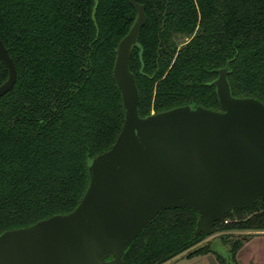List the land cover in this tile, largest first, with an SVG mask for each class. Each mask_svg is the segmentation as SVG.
I'll return each mask as SVG.
<instances>
[{"label": "trees", "instance_id": "trees-1", "mask_svg": "<svg viewBox=\"0 0 264 264\" xmlns=\"http://www.w3.org/2000/svg\"><path fill=\"white\" fill-rule=\"evenodd\" d=\"M147 21L130 68L139 112L193 104L222 109L216 69L229 64L235 96L264 102V0H137ZM137 15L129 0H0V35L17 68L0 96V233L73 210L89 183L88 158L109 149L125 118L113 68ZM2 62L0 84L8 77ZM199 213L164 209L126 249L124 264H167L215 253L194 236ZM264 231V200L216 222L234 264L244 240Z\"/></svg>", "mask_w": 264, "mask_h": 264}, {"label": "water", "instance_id": "water-1", "mask_svg": "<svg viewBox=\"0 0 264 264\" xmlns=\"http://www.w3.org/2000/svg\"><path fill=\"white\" fill-rule=\"evenodd\" d=\"M129 1L137 15L113 68L122 129L109 149L88 158L89 183L73 210L0 233V264H124L126 249L166 208L196 210L197 236L212 234L229 212L264 200V102L233 95L225 67L213 81L222 109L188 103L141 115L130 62L134 46L142 49L147 15L143 4ZM2 61L9 73L0 96L18 75L0 35V73ZM217 243L213 248L234 264Z\"/></svg>", "mask_w": 264, "mask_h": 264}, {"label": "rangeland", "instance_id": "rangeland-1", "mask_svg": "<svg viewBox=\"0 0 264 264\" xmlns=\"http://www.w3.org/2000/svg\"><path fill=\"white\" fill-rule=\"evenodd\" d=\"M223 231L207 235L201 243L218 241V236ZM229 240L243 239L244 243L237 253L238 264H264V231L230 230L226 231ZM186 253L178 256L170 264H224L215 253L199 254L187 257Z\"/></svg>", "mask_w": 264, "mask_h": 264}, {"label": "flooded vegetation", "instance_id": "flooded-vegetation-1", "mask_svg": "<svg viewBox=\"0 0 264 264\" xmlns=\"http://www.w3.org/2000/svg\"><path fill=\"white\" fill-rule=\"evenodd\" d=\"M2 62H3V61H2ZM225 67L227 68V78H228V75H229V64H226V65L223 66V67H219V68H217V69H216L217 76H216V78H214V79L211 81V84L214 85L215 87H216V85L213 84V81L216 80V79L218 78V76H219V72H218V70H219V69H222V68H225ZM228 82H229V79H228ZM229 84H230V82H229ZM230 88H231V85H230ZM216 91H217V87H216ZM231 92H232V91H231ZM217 95H218V94H217ZM216 245L222 247V245H220V244H218V243H217Z\"/></svg>", "mask_w": 264, "mask_h": 264}]
</instances>
